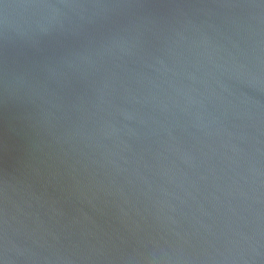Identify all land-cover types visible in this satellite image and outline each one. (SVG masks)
Here are the masks:
<instances>
[{
	"label": "water",
	"instance_id": "1",
	"mask_svg": "<svg viewBox=\"0 0 264 264\" xmlns=\"http://www.w3.org/2000/svg\"><path fill=\"white\" fill-rule=\"evenodd\" d=\"M0 264H264V0H0Z\"/></svg>",
	"mask_w": 264,
	"mask_h": 264
}]
</instances>
